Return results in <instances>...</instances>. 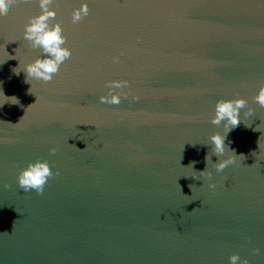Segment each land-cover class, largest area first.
Masks as SVG:
<instances>
[{"label": "water", "instance_id": "obj_1", "mask_svg": "<svg viewBox=\"0 0 264 264\" xmlns=\"http://www.w3.org/2000/svg\"><path fill=\"white\" fill-rule=\"evenodd\" d=\"M49 7L72 56L47 83L13 72L42 58L24 39L40 0L0 15V103L19 101L0 107V264H264V0ZM118 80L120 104L101 103ZM239 98L235 162L218 172L233 153L213 155L200 176L210 137L227 132L211 122L216 103ZM38 160L58 175L24 192L18 176Z\"/></svg>", "mask_w": 264, "mask_h": 264}, {"label": "clouds", "instance_id": "obj_2", "mask_svg": "<svg viewBox=\"0 0 264 264\" xmlns=\"http://www.w3.org/2000/svg\"><path fill=\"white\" fill-rule=\"evenodd\" d=\"M52 2L53 0H40V7L42 9L41 14L31 17L29 22L25 25L24 39L29 42L32 48H39L42 50V58H37L33 63L28 64L23 69L20 68V64L17 68L13 69V72L17 75H19L21 71L26 73V83L31 84V79H42L46 83L52 81L54 76L59 72L61 65L72 56V50L63 46L66 44L67 38L63 35L62 26L59 23L54 25L49 23L50 19H54L56 16L55 10H52L49 7ZM14 3H16V0H0V15H6L9 7ZM88 12L89 9L87 4L82 5L80 9L74 11L72 16L73 23L79 22L83 16L88 15ZM10 59H15V57L10 56ZM113 59L114 62H119V57H114ZM128 84L129 81L127 80L109 81L108 95L101 96L100 102L117 105L120 104L121 94H113V92L115 89H123ZM29 93L32 94L31 88L29 89ZM123 95L127 97L128 93L124 92ZM5 98V102L11 100L12 104L19 103L16 97ZM255 101L264 108V86L260 87L259 93L255 97ZM4 103H0V107H2ZM246 105L247 101L243 98L235 100L221 99L216 103L215 114L211 122L215 125H220L224 122V127L227 129V132L224 135L216 133L210 137L214 148H212L211 152L206 154V168L204 171L197 172L200 176H206L210 179L212 174L207 171V167L208 164L212 162V156L216 155L221 157L225 154L226 150H230L229 146H227L226 149L225 144L227 134L239 126L241 122L239 115L240 110ZM254 113L255 109L249 108L246 115L252 116ZM23 118L24 116L20 120ZM246 126L251 127V125ZM56 151V148L50 149V152L53 154H55ZM230 151L233 155L214 164V167L218 172L223 171L228 165L235 162L234 157H237V155L234 150ZM196 163V161H192L189 165L194 168ZM54 175H58V173L54 174L52 172L48 161L38 160L34 163H29V165L20 172L18 183L24 192L35 190L38 194H43L47 181ZM193 177L197 178V176ZM5 187L9 188L11 185L6 184ZM189 187L191 188V185H189ZM209 187L215 188V184H210ZM254 251L259 253L260 250L255 249ZM240 260L241 258L239 254H233L230 257V264H237ZM242 264H249V261L245 259L242 261Z\"/></svg>", "mask_w": 264, "mask_h": 264}]
</instances>
